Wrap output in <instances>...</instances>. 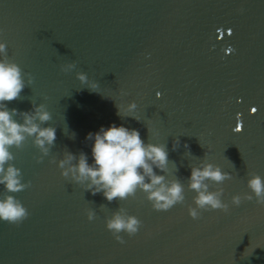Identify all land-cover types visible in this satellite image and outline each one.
Returning <instances> with one entry per match:
<instances>
[{"label": "water", "instance_id": "1", "mask_svg": "<svg viewBox=\"0 0 264 264\" xmlns=\"http://www.w3.org/2000/svg\"><path fill=\"white\" fill-rule=\"evenodd\" d=\"M0 40L33 77L8 107L42 102L44 123L56 127L39 161L31 137L10 148L29 182L11 194L28 215L0 220V264H264V206L254 197L230 202L249 192V174L264 178V0H0ZM129 100L139 120L117 115L116 103ZM110 122L165 144L168 172L154 171L184 185L181 202L156 210L139 189L107 201L60 175L56 159L89 153L85 134ZM201 159L230 173L218 185L228 210L192 218L186 179ZM117 208L141 222L132 236L120 233L123 243L105 227Z\"/></svg>", "mask_w": 264, "mask_h": 264}, {"label": "clouds", "instance_id": "2", "mask_svg": "<svg viewBox=\"0 0 264 264\" xmlns=\"http://www.w3.org/2000/svg\"><path fill=\"white\" fill-rule=\"evenodd\" d=\"M74 67V61L67 62L60 65V70L66 72ZM75 76L89 90H97L96 82L89 80L84 72L77 71ZM32 81L30 73L22 72L19 65L5 55V43L0 40V187L3 189L0 192V220L10 223H18L28 215L25 206L11 193L24 189L29 183L22 179L20 168L11 163L14 156L10 148H20L23 141L31 137L41 154L36 157L39 161L48 155L56 134L55 126L44 123L51 118L44 103H33L31 109L19 112L14 107L9 108L6 103L17 98L25 85L32 84ZM116 108L117 115L140 119L134 100H129L123 106L116 103ZM85 139L91 141L89 153L64 151L55 161L60 175L82 189H87L93 195L101 193L107 201L113 198L124 200L139 189L156 210H166L184 199V185L178 179L165 175L170 162L165 144L145 142L138 129L115 122L87 132ZM178 145L179 140L174 139L173 150ZM184 147L185 155L190 156L186 143ZM154 167L165 174L155 172ZM229 176L228 171H222L218 165L202 159L198 164H191L186 180L187 187L194 192V206L188 207V215L198 217L199 209L227 211L228 203L221 199L223 188L218 185ZM210 184L215 185L212 190ZM246 185L249 192L231 195V204L239 205L242 198L252 200L254 197L257 204L264 206V178L251 173ZM93 216L94 210L87 209L86 217L91 220ZM140 223L136 216L122 208H117L105 219V227L121 243L123 238L120 233L123 231L132 236L138 231Z\"/></svg>", "mask_w": 264, "mask_h": 264}, {"label": "snow or ice", "instance_id": "3", "mask_svg": "<svg viewBox=\"0 0 264 264\" xmlns=\"http://www.w3.org/2000/svg\"><path fill=\"white\" fill-rule=\"evenodd\" d=\"M155 95H156V96H159V95H160V93H159V92H156V93H155ZM251 111H253V112H254V111H256V109H255V108H252V109H251ZM240 128H241L240 124H239V123H237V124L235 125V131H239V130H240Z\"/></svg>", "mask_w": 264, "mask_h": 264}]
</instances>
